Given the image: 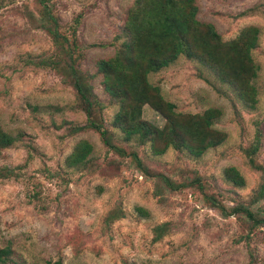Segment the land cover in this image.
I'll list each match as a JSON object with an SVG mask.
<instances>
[{
  "label": "rangeland",
  "instance_id": "rangeland-1",
  "mask_svg": "<svg viewBox=\"0 0 264 264\" xmlns=\"http://www.w3.org/2000/svg\"><path fill=\"white\" fill-rule=\"evenodd\" d=\"M133 1L0 0L5 264H264V223L226 214L264 217V0H194L220 40L197 28L196 57L151 72L126 26ZM248 26L259 30L252 106L216 75L244 87L252 69L226 42ZM206 108L217 110L208 127L195 119ZM81 140L89 160L70 167Z\"/></svg>",
  "mask_w": 264,
  "mask_h": 264
},
{
  "label": "trees",
  "instance_id": "trees-1",
  "mask_svg": "<svg viewBox=\"0 0 264 264\" xmlns=\"http://www.w3.org/2000/svg\"><path fill=\"white\" fill-rule=\"evenodd\" d=\"M40 3L42 0H38ZM197 7L194 0H134L130 9L127 12L126 26L131 36V40L140 44L139 52L146 56L145 72H151L166 66L172 62L177 56L184 54L189 58L196 57L190 50V42L194 40L193 31L197 28L205 30L206 35L212 39L219 41L220 38L210 23L199 21L196 17ZM52 23L47 26L46 30L53 39L66 40L57 31L56 19L49 16ZM259 30L255 26H248L244 32L229 40L226 44L232 48H237V55L243 58L250 64L252 69L250 75L246 78L244 87H241L237 80L233 77H221L220 72L215 71L213 65L210 66L212 71L221 81H225L233 89L237 90L238 97L245 103L252 106L254 96L256 95V87L253 84L256 74L257 65L252 63L250 58V50L255 47L257 43ZM200 58V57H198ZM204 60L200 58V60ZM205 61V60H204ZM206 62V61H205ZM69 69L73 78V87L76 95L85 101L87 106L91 108L97 104L95 99L90 100L80 87L77 70L72 63H69ZM214 108H206L201 115L196 116V123L208 127L211 119L215 117ZM82 127V126H81ZM81 127H73L74 131ZM103 135V130L100 131ZM105 144L107 141L102 139ZM11 137L0 130V144L9 143ZM176 146H183L176 144ZM190 149V146L187 147ZM192 149V148H191ZM92 146L86 140H81L77 143L74 150L67 156V165L73 168H83L87 160H89ZM256 150L252 148L250 153ZM139 164V159L135 157ZM250 162V160H249ZM254 167V165H252ZM257 168V167H255ZM225 179L231 181L235 185H242L243 179L237 170L233 167L227 168ZM259 193H264V181L258 187ZM261 194V195H262ZM243 212L248 220L251 221L252 226L262 225L264 217L256 218L253 212L245 206H234L226 214ZM9 249L7 247L0 248V264H5L8 260Z\"/></svg>",
  "mask_w": 264,
  "mask_h": 264
}]
</instances>
